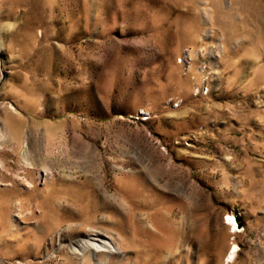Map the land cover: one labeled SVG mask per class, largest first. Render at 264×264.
<instances>
[{
  "label": "rangeland",
  "instance_id": "rangeland-1",
  "mask_svg": "<svg viewBox=\"0 0 264 264\" xmlns=\"http://www.w3.org/2000/svg\"><path fill=\"white\" fill-rule=\"evenodd\" d=\"M0 41V264H264V0H0Z\"/></svg>",
  "mask_w": 264,
  "mask_h": 264
},
{
  "label": "bare ground",
  "instance_id": "bare-ground-1",
  "mask_svg": "<svg viewBox=\"0 0 264 264\" xmlns=\"http://www.w3.org/2000/svg\"><path fill=\"white\" fill-rule=\"evenodd\" d=\"M205 13H206V15H208L209 17L208 18H210V17H212L211 16V14L210 13H212V11H208V9L207 8H205ZM212 19V18H211ZM3 51V46H2V42L0 41V52H2ZM227 221L229 222V224H230V228H232L233 229V231H235V229L237 228V226H236V222H235V218L234 217H227ZM175 231L176 232H179V231H181L180 230V228H178V226H176L175 227ZM100 239H97V241H99ZM87 243V245H85V247L86 248H90L92 245H90L89 244V242H86ZM101 244V243H100ZM108 244V243H107ZM102 245V244H101ZM100 247H107V249H108V247L109 246H107V245H102V246H100ZM92 249H94L95 251H98V252H103V253H105L107 250L106 249H101V248H99L100 250H98V247H92ZM83 251H85L84 249H83ZM236 251H237V247L234 245V246H232V249H231V251H230V253L228 254V256H227V258H226V261L224 262L225 264H227V263H229L233 258H234V255H235V253H236Z\"/></svg>",
  "mask_w": 264,
  "mask_h": 264
}]
</instances>
